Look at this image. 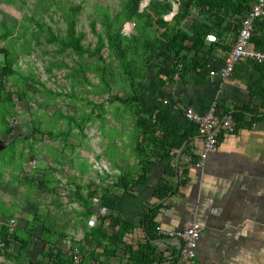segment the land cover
I'll return each mask as SVG.
<instances>
[{
    "label": "crops",
    "instance_id": "1",
    "mask_svg": "<svg viewBox=\"0 0 264 264\" xmlns=\"http://www.w3.org/2000/svg\"><path fill=\"white\" fill-rule=\"evenodd\" d=\"M175 4L171 11L160 16L163 28L171 24L177 13ZM171 12H174L173 17L165 20ZM131 21L134 20L126 21L124 26ZM189 26L190 21L184 22V28ZM239 30L229 31L223 39H218L217 44L221 45L214 46L203 76L193 79L190 74L180 79L177 74L170 81L161 74V69L170 67L174 60L161 52L155 56L159 64L155 67L153 62L150 64L145 87L150 96L157 95L158 101H168L170 118L180 128L179 136L184 134L179 148L160 147L151 140L153 126L139 127L130 114L124 116L128 119L126 126L109 130V125H104L107 142L101 158L89 157L87 153L58 161L56 159L69 155L75 146L67 152L61 147L54 148L56 163H47L44 170L38 171L35 177L42 180V186L32 188L36 193L45 191L48 195L45 201L51 206L44 207L45 217L40 226L31 230V235H36L30 238L18 262L14 254L22 250L21 243L7 249L0 246V254L4 253L14 264H58L61 261L56 253L59 251L73 257V252H78L80 259L74 258V264H179L183 240L159 231H181L196 221L203 230L195 264H264V120L255 121L257 118L246 107L259 104L253 98L248 76L261 73L248 66V72L238 68L227 78L211 74V70H218L224 64ZM131 32H137L136 26ZM210 43L207 40V44ZM157 74L166 80L164 84L155 81ZM261 99L264 102V94ZM178 102L201 114L213 107L218 115L236 110L245 112L235 132L219 131L217 148L199 165L203 138L196 124L186 117L185 110L176 107ZM258 107L254 110L258 111ZM104 126L101 123L100 130ZM86 128L81 133L77 126L69 136H74L75 141L78 135L82 140L87 139ZM161 134L157 130L154 135ZM82 140L81 144L88 141ZM108 140L112 141L115 152L107 148ZM143 171L146 179L140 181ZM124 174L126 179L122 180ZM165 179L174 190L159 199L156 193ZM131 180L138 183L125 190L122 186ZM93 188H98L96 194L88 195ZM42 201H27L31 206L29 211L33 212L30 217L25 212H13L16 223L10 224L12 230L17 226L25 229L27 222L41 212L36 209ZM155 203L161 204L156 215L158 231L149 236L142 215ZM91 219L96 221L94 226L89 224ZM117 219L131 222L132 226L126 227ZM112 239L116 242L112 243ZM145 254H151L155 260L146 261Z\"/></svg>",
    "mask_w": 264,
    "mask_h": 264
},
{
    "label": "trees",
    "instance_id": "2",
    "mask_svg": "<svg viewBox=\"0 0 264 264\" xmlns=\"http://www.w3.org/2000/svg\"><path fill=\"white\" fill-rule=\"evenodd\" d=\"M51 1L52 0H37L40 5L46 3L51 5L54 3ZM139 1L140 0H122L121 10L117 11L114 17H112L108 11H104V17L100 18L103 27L101 32L96 30V21L94 20L91 23V30L97 36L95 45L85 43L86 34L77 30L78 13L81 10V6L70 5L66 10L65 5H59V8L64 11V17L67 23L64 34H61L59 30H54L51 25H47L45 22H35L44 32L48 43L53 45L56 44L61 54L66 53L76 58L74 59L76 65L74 67L76 70L75 72H77L78 76H84V79L92 86L90 91L96 95H106L112 91L109 75L111 71L116 69V64H114L115 59L119 63L118 65H120L121 79L130 85L131 92L124 96H109L105 98V101L108 103L119 102L117 110H121L120 113L123 111L129 113L130 116L135 118L136 125L139 127L153 126L152 131H150L152 132L150 137L151 140L160 145V147L166 148L165 146H167L179 148L183 142L182 137L184 134L179 136L178 130H180V128L177 127L170 118L171 110L169 109L168 103L158 101L157 95L150 96L145 87L146 76L150 64L155 61V56L161 52L174 60L170 67L167 66L161 69V74L166 75L170 81H172L177 74L180 79H184L190 74H192L191 77L193 79H195L197 75L203 76L213 56L214 46L221 45L217 44L218 39H223L229 31L239 30L243 16L252 8L256 0H152L151 3L141 11ZM175 3L178 4L177 13L173 17L171 24L163 28L164 24L160 16L171 11ZM129 20L135 21L136 33H122L124 23ZM186 21H190V26L187 29L183 27ZM209 33L214 34L217 40H208L211 42L208 45L206 36ZM11 34H13V29L9 27L6 28V30L0 33V40L9 38ZM251 44L255 48L264 50V16L256 20ZM105 48L108 49V56H103ZM0 52L4 54V61L0 64V131L3 132V134H12L9 140L4 138V141H7L9 143L8 146H10V151L6 150L5 153L10 155L9 162H13L14 165H19L22 172L24 170L23 164L27 156L20 151L19 157L22 156V158H18L17 162L13 160L16 157V144L20 139H31L33 134L23 138L19 133L15 132L16 127L9 124L8 116H14L15 114L14 96L16 95L20 100L22 96L20 91H14L11 88L7 89V84L16 76L13 83L15 85H20L19 81L32 80L33 77L19 72L16 66L17 58L8 48H4L0 45ZM111 57H113V60ZM51 64L56 65L57 63L54 61ZM87 64L88 66L86 69L94 73L95 76L99 78V82L94 83L88 79L87 70L85 69V65ZM64 66L69 67L67 63H63V67ZM248 66H251L255 72L261 74L248 76L249 82L253 86V98L259 104L246 107L253 113V117L257 118L254 119L255 121H261L264 120V102H262L261 99V95L264 94V63H259L251 59L241 60L236 64L233 74L239 69L248 72ZM48 71H52V66ZM155 81L160 84L166 82V80L158 74ZM33 83H36L35 79H33ZM18 89L20 90L21 88L18 87ZM88 101L89 104L93 103L90 100ZM93 105L98 107L102 104L94 103ZM257 106H259L258 108L260 109L255 111L254 107ZM247 109L246 111H248ZM260 110L262 111V116L259 115ZM244 112L245 110L231 112L236 126L238 125V121L243 118L241 116L244 115H242ZM89 115H92L91 112ZM97 116L100 117V115ZM63 117L69 119L68 122L70 123L74 121V115H63ZM89 118L90 116H87L81 121H75L81 131L84 130L85 123L90 120ZM157 130L161 131L162 134L154 135ZM39 131L40 125L38 122H35L33 133ZM69 131L67 133H69ZM49 132L53 134L52 130ZM64 134H66L65 131H59L55 136L60 137ZM152 135L154 136L152 137ZM186 135L189 136V132H186ZM145 138L146 136L144 139ZM188 148L191 149L190 146ZM2 156L5 157L6 155L3 154ZM29 158L31 159L32 157ZM148 168H152V166ZM140 175V181L146 179L144 171ZM123 179H126V174L122 176V180ZM25 181L31 188L42 186L40 184L42 180L36 179L33 175H27ZM136 183H138L137 180H131L128 185L122 187L128 190L129 186ZM46 187L50 189L49 186L46 185ZM97 189L98 188H93L89 190L88 195H95ZM106 190L108 191V189ZM173 190V186H170L169 182L165 179L160 183L156 195L161 199ZM51 191H53V189ZM159 205L156 203L151 205L142 215V223L145 225V230L149 236H152L153 232L157 233L158 231L156 215ZM3 214L9 219L14 216V213L9 210H3ZM44 217L45 216L41 212H38V215H36L33 220L27 222L23 230H20L18 226L12 230L9 220L5 218L0 227V246L4 245L7 249L10 248L12 244L21 243L20 249L22 250L19 251V254H14L15 260L18 262L20 256L24 255L30 238L36 235H31V230L33 232L37 226H40L41 219ZM102 220H104V218ZM116 221L124 222L126 227L132 226L131 222L122 219H117ZM42 239L46 242L44 236H42ZM111 242L114 243L116 240ZM59 252L56 253L61 261L58 264H74L73 255H68V257L64 255L63 252ZM1 255H4V253H1ZM149 256L150 258H148ZM145 259L146 261L155 260L151 254H145Z\"/></svg>",
    "mask_w": 264,
    "mask_h": 264
},
{
    "label": "rangeland",
    "instance_id": "3",
    "mask_svg": "<svg viewBox=\"0 0 264 264\" xmlns=\"http://www.w3.org/2000/svg\"><path fill=\"white\" fill-rule=\"evenodd\" d=\"M121 1L52 0L51 2L54 3L51 5L48 3L40 5L37 0H0V33L8 27L13 29V34L7 39H1L0 45L8 48L16 56V66L20 73L33 77L32 80L19 81L20 85H15L13 83L16 76L7 84V89L20 91L22 96L21 100L16 95L14 96L15 114L8 116V122L16 127L15 132L19 133L21 137L25 138L31 134L33 136L29 140L20 139L16 144V157L13 160L17 162L18 158H22V156L19 157L20 151L25 153L27 159L23 164V169L26 171L21 172L19 165H14L13 162L8 163L10 155L5 151H10V146L7 141L0 148V227L5 220L3 210L25 212L26 216L30 217V214H33L32 211H29L31 206H28L27 202L30 199L43 200L36 209L41 213L44 212V207L51 206L45 201L47 193L45 191L34 192V188L32 189L28 185L25 178L27 175L35 176L38 171L44 170L46 167L43 166L47 163H56L54 156L57 153H53L54 148L61 147L67 152L75 146L69 155L56 159L58 161H62V159L67 161L73 155H77V158L78 155L87 153L89 157L98 155L101 158L105 153L104 147L107 142L104 131L106 124L109 125V130L114 126H126L128 119L124 116L129 115V113L124 111L120 113L121 110H117L119 102L108 103L105 101V98L109 96H124L131 92L130 85L121 79L119 63L114 59L116 69L109 75L112 91L106 95H96L90 91L92 86L84 79V76H78L75 72L74 59L76 58L66 53L61 54L56 44L48 43L44 32L35 21L45 22L47 25H51L54 30H59L61 34H64L67 23L64 11L59 8V5H65L66 10L70 5L81 6L78 13L77 30L86 34L85 43L95 45L97 36L91 30V23L95 20L96 30L101 32L103 27L100 18L104 17V11H108L114 17L115 13L121 10ZM175 6L178 10V4ZM103 56H108L107 48L103 51ZM111 59L113 60V57ZM3 61L4 54L0 52V64ZM54 61L57 63L56 65L51 64ZM63 63H67L69 67H63ZM157 64L159 63L153 61L154 67ZM51 66L52 71L49 72L48 69ZM87 66L88 64L85 65V69ZM159 66L158 68H160ZM86 70L90 81L99 82V78L94 73L89 69ZM33 79L36 83H33ZM18 87L21 89L19 90ZM88 100L93 103L89 104ZM94 103L102 105L97 107L93 105ZM90 112L92 115H89ZM63 115H74V121L68 122L69 119ZM87 116H90V120L85 123L88 141L81 144V135H78L77 141L74 136L69 135H73L72 133L77 129L75 121H81ZM35 122L39 123L40 131L33 133ZM101 123L103 126L105 125L102 130H100ZM50 130L53 131V134L49 132ZM59 131H65L66 134L60 137L55 136ZM68 131L69 133H67ZM11 136L12 134H3L0 131V139L3 141L4 138L9 140ZM87 139L83 138L82 141ZM108 141L107 148L115 152L112 141ZM3 154L6 156H2ZM14 182L15 184H13ZM33 209L35 208L33 207Z\"/></svg>",
    "mask_w": 264,
    "mask_h": 264
},
{
    "label": "built area",
    "instance_id": "4",
    "mask_svg": "<svg viewBox=\"0 0 264 264\" xmlns=\"http://www.w3.org/2000/svg\"><path fill=\"white\" fill-rule=\"evenodd\" d=\"M152 0H140L139 7L140 10L146 8ZM176 5V4H175ZM174 12H171L170 15H166L165 20L173 17ZM264 16V0H256L252 8L243 16L241 21V27L238 32L235 42L232 44L224 64L218 70H211V74H220L222 77L227 78L233 74L236 64L241 60L251 59L259 63H264V50L253 47L251 40L253 37V32L256 26V20ZM135 21L127 23L123 27V32L130 33V31L135 28ZM209 41H216L217 38L214 34L209 33L206 36ZM168 103V101H166ZM176 107L185 110L186 117L194 122L197 126V131L199 135L203 138V145L199 150L201 161L199 165L203 162L204 159L208 156L209 152L216 149L219 144V131L225 129V132H235L236 124L231 113L226 115H218L216 109L213 107L207 113L201 114L198 113L192 107H186L182 103H176ZM10 224L16 222L15 218L11 219ZM96 221L91 219L89 224L94 226ZM202 226L199 222H193L186 229L181 231L176 230H163L159 232L162 235L170 237H180L183 240V244L180 249L181 262L179 264H195L197 246L199 242L200 235L202 233ZM3 246V245H2ZM74 258L78 261L80 256L78 252H73ZM0 264H13V262L3 255L0 254Z\"/></svg>",
    "mask_w": 264,
    "mask_h": 264
},
{
    "label": "water",
    "instance_id": "5",
    "mask_svg": "<svg viewBox=\"0 0 264 264\" xmlns=\"http://www.w3.org/2000/svg\"><path fill=\"white\" fill-rule=\"evenodd\" d=\"M4 143H7V142H6V141H3V140L0 139V148L3 147ZM6 145H7V144H6Z\"/></svg>",
    "mask_w": 264,
    "mask_h": 264
},
{
    "label": "clouds",
    "instance_id": "6",
    "mask_svg": "<svg viewBox=\"0 0 264 264\" xmlns=\"http://www.w3.org/2000/svg\"><path fill=\"white\" fill-rule=\"evenodd\" d=\"M5 257V256H4Z\"/></svg>",
    "mask_w": 264,
    "mask_h": 264
}]
</instances>
